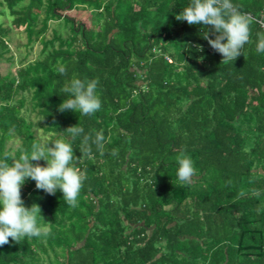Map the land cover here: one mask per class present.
I'll list each match as a JSON object with an SVG mask.
<instances>
[{
    "label": "trees",
    "instance_id": "obj_1",
    "mask_svg": "<svg viewBox=\"0 0 264 264\" xmlns=\"http://www.w3.org/2000/svg\"><path fill=\"white\" fill-rule=\"evenodd\" d=\"M5 2L0 62L14 28L43 47L14 73L0 70V158L30 154L78 125L74 154L91 148L93 159L80 165L87 178L75 207L62 191L25 182L21 197L40 205L47 235L9 238L0 264H264V53L256 51L264 0H231L253 22L243 54L223 62L202 24L176 19L190 0ZM75 9L90 11V25L68 13ZM73 75L98 80L94 114L58 110ZM101 131L103 155L93 143ZM182 154L194 163L190 183L177 177Z\"/></svg>",
    "mask_w": 264,
    "mask_h": 264
},
{
    "label": "clouds",
    "instance_id": "obj_2",
    "mask_svg": "<svg viewBox=\"0 0 264 264\" xmlns=\"http://www.w3.org/2000/svg\"><path fill=\"white\" fill-rule=\"evenodd\" d=\"M176 19L186 21L190 26L202 24L203 39L222 55V62L235 61L243 54L241 49L250 41L253 18L248 13L240 12L231 0H190L189 6L176 15ZM212 36L215 38L212 39ZM257 36L256 51L264 53V33H258ZM196 47L203 51L202 45ZM58 71L61 75L67 74L64 67ZM97 84L98 80L84 81L73 75L61 89L67 98L58 110L61 113L72 110L82 115L94 114L101 108V100L95 92ZM83 131L78 125L70 126L63 131L69 134L67 137L61 136L50 145L34 144L30 154L25 152L17 158L6 153L0 158V246L8 244L9 238L18 242L26 236L47 235V228L37 225V216H42L40 205L34 203L27 207L21 197V188L29 178L36 182L38 190L47 194L62 191L65 202L69 206H76L83 182L87 178V170L80 165L85 158L93 159L91 148L81 151L80 156L74 154L72 141ZM104 141L103 132H97L93 143L101 155L104 154ZM41 160L47 162L46 166L32 163ZM177 160L179 181L190 183L195 174L193 160L183 154ZM244 195V191L239 193V196ZM252 195L259 193L253 191Z\"/></svg>",
    "mask_w": 264,
    "mask_h": 264
},
{
    "label": "rangeland",
    "instance_id": "obj_3",
    "mask_svg": "<svg viewBox=\"0 0 264 264\" xmlns=\"http://www.w3.org/2000/svg\"><path fill=\"white\" fill-rule=\"evenodd\" d=\"M0 12V23H3L6 26L10 25L11 18L5 0H0ZM68 13L77 17L80 21H85L88 25L91 23V13L89 10L75 9L69 11ZM56 24V22L52 23V27ZM9 37L10 52L6 53L5 58H3L0 62V70L3 74L9 72L14 73L21 62L28 63L41 57V49L43 47L42 43L40 41L30 43L24 27L14 28L10 32ZM51 37L52 29L47 32V38L50 39ZM28 106L31 108L29 103ZM26 117L35 123L39 120L36 112H30V110H27ZM34 128L37 131L38 137H41L43 140L49 136L37 124ZM19 144L20 140L15 138L7 142L6 148H12L13 152Z\"/></svg>",
    "mask_w": 264,
    "mask_h": 264
},
{
    "label": "built area",
    "instance_id": "obj_4",
    "mask_svg": "<svg viewBox=\"0 0 264 264\" xmlns=\"http://www.w3.org/2000/svg\"><path fill=\"white\" fill-rule=\"evenodd\" d=\"M264 25V24H263ZM170 60V59H169ZM171 61V60H170Z\"/></svg>",
    "mask_w": 264,
    "mask_h": 264
}]
</instances>
